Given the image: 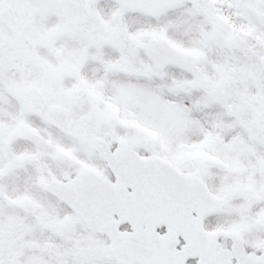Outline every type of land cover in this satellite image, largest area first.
Masks as SVG:
<instances>
[{"label":"snow or ice","instance_id":"1","mask_svg":"<svg viewBox=\"0 0 264 264\" xmlns=\"http://www.w3.org/2000/svg\"><path fill=\"white\" fill-rule=\"evenodd\" d=\"M0 264H264V0H0Z\"/></svg>","mask_w":264,"mask_h":264}]
</instances>
